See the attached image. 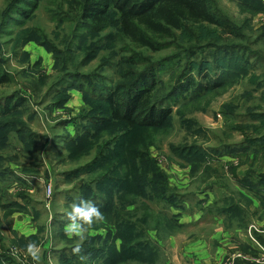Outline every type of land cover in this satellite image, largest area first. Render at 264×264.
Listing matches in <instances>:
<instances>
[{"label": "trees", "instance_id": "16d2710c", "mask_svg": "<svg viewBox=\"0 0 264 264\" xmlns=\"http://www.w3.org/2000/svg\"><path fill=\"white\" fill-rule=\"evenodd\" d=\"M40 1L7 0L0 21V33L11 36V25L20 27L32 19L39 10ZM233 1L238 3L243 13H249L252 17L264 15V0ZM65 2L62 0L59 7L62 8ZM71 2L68 14L56 11L58 15L51 13L52 19L59 25L66 22L72 24V30L63 42L64 49H59L40 30L36 31V37L31 40L54 54L58 78L46 95L56 94L53 95V106H65L71 99L69 93L75 90L84 94L88 104L80 114L70 117L71 120L64 124H73L76 135L69 133L59 144H63V148L69 151L68 158L71 161H80L93 154L94 158L67 173L66 179H80V183L84 184L82 190L85 191L82 199L97 204L106 217V223L97 228L115 226L116 234L113 235V231L109 233L104 247L95 246L93 238H88L83 245L85 254H90L89 264L94 261L96 264H146L156 253V249H152L150 241L145 238L146 226L151 220L158 232H166L172 225L177 229L184 227L179 223L180 214L174 215L171 212L184 208V196L169 187L166 174L157 167L150 155L156 132L172 128L174 107L180 101L190 103L199 100L202 95L216 93L228 81H239L243 75L247 76L251 71L250 65L255 62L251 61L252 58L263 60L246 46L247 38L243 43H236L239 37H246L245 28L249 21H244V24L234 21L223 12L216 0ZM74 8L73 13L71 10ZM115 24L119 28L112 26ZM108 28H116V33L102 35ZM108 46L112 50L118 46L119 50L112 55L107 53L96 72L84 74L79 71L80 67L97 59ZM170 48L175 50L159 59L146 54ZM77 51L83 55L79 61L75 57ZM202 55V61H196ZM114 65L118 71V81L109 85L103 71ZM195 71L198 76L202 74L199 76L201 81L196 79ZM166 73L173 74L174 84L169 92L161 93L162 78ZM11 80V75L0 68V88L8 85ZM258 84L257 87H261V83ZM27 105V98L18 92L6 97L0 96V150L10 147V136L14 134L22 143L23 152L32 153L37 134L25 121L29 111ZM252 116L254 119L260 118L264 127V112ZM186 122H181V125ZM252 128L247 125L234 128L243 136L246 135V139L239 145H226L222 150L212 149L213 153H207L197 145H172L171 152L178 156L193 151L192 156L185 158L193 164L192 176L196 177L200 173L204 174V180L210 179L212 173L217 172V167L209 162H214V157L209 158L211 154L219 155L220 159L228 156L235 158L241 152L247 153L251 148H259L261 145L264 152V136L250 137L248 132ZM186 130L190 135V129ZM104 135H107L106 138ZM222 151L226 154H221ZM254 151L257 152V148ZM228 169L238 188L239 197L221 198L217 194L208 212L215 209L227 219H245L244 215L247 218L240 201L248 205L253 201L244 191L259 201L261 210L258 209L257 213L264 219V173L250 169L238 177L236 166ZM84 175H93V178L84 179ZM9 176L22 180L13 170H0V209L5 219L14 214L16 208L22 209L18 203L1 200V186ZM215 185L209 188L213 189ZM21 196L25 198V195ZM256 239L264 246V236L256 234ZM3 240L0 234V264H17L11 250L5 249ZM117 241H121L119 249ZM29 243L40 245L36 236H16L12 246L27 252L26 246ZM239 247L246 249V246L240 244ZM66 253L60 251L58 254Z\"/></svg>", "mask_w": 264, "mask_h": 264}, {"label": "rangeland", "instance_id": "374dc122", "mask_svg": "<svg viewBox=\"0 0 264 264\" xmlns=\"http://www.w3.org/2000/svg\"><path fill=\"white\" fill-rule=\"evenodd\" d=\"M216 1L223 12L234 21L241 24L249 21L248 27L245 28L246 37H239L236 43H243L242 41L247 38L246 46L255 51L263 61L252 58L251 61L255 62L250 65L251 71L247 76L243 75V79L239 81H235L236 79L233 82L228 81L216 93L202 95L199 100L190 103L180 101L174 107L172 128L156 132L155 144L151 146L150 155L157 167L166 174L169 187L184 196V208L171 212L174 215L180 214L179 223L185 227L177 229L172 225L168 231L158 232L151 220L146 226L145 238L150 241L152 249H156V253L146 264H264L262 254L264 246L251 238L256 239V234L264 236V219L257 213L258 209L261 210L257 199L243 191L253 201L250 205L240 201L244 213L248 215L247 218L244 215L245 219L242 217L227 219L225 215H219L215 209L212 212L207 210L215 203L217 194L222 196L221 198L233 196L238 199V188L228 169L230 166L237 167L238 177H242L250 169L264 173L262 145L259 148H251L247 153L241 152L242 154L235 158L228 156L220 159L219 155L211 154L209 158L214 157V162L213 160L209 162L217 167V172H211V178L205 180L202 178L204 174L197 173L196 177L192 176L193 164L185 158L192 156L193 151H186L178 156L171 152L172 145L183 147L197 145L203 147L207 153H213L212 149L222 150L226 145H239L246 139V135L243 136L234 128L243 125L253 127L248 132L250 137L264 136L261 119L251 118L252 115L259 116L264 112V15L252 17L249 13H243L238 3L233 0ZM61 2L62 0H41L39 10L32 19L20 27L11 25V36L0 33V68L12 78L8 85L0 88V96L6 97L18 92L27 98L29 111L25 115V121H28L32 131L37 134L32 155L23 152V145L14 134L10 136V147L0 150V170H13L22 178L20 181L9 176L7 181L2 183L3 187L1 186V200L6 203H18L22 207L16 208V212L6 219L0 209L2 219L0 234L4 238L3 245L6 250H11L17 264L34 262L27 252L12 246L16 236L37 237L40 244L37 245L41 258L39 264H81L71 251L76 238L68 239L64 233V226L69 222L66 213L71 210L70 205L74 201L79 203L78 199L85 193L82 190L84 184H81L78 178L67 180L66 175L90 162L94 154L80 161H71L68 158L69 151L59 143L69 133L76 135L77 131L73 124L68 126L64 124L71 120L70 117L80 114L88 104L85 102L84 94L75 90L69 93L71 99L65 106H53V95L56 94L47 97L46 95L58 78L54 54L31 40L32 37H36V31L40 30L59 49H64L63 42L72 30V24L66 22L59 25L52 19L51 13L68 14L72 2L66 0L62 8L59 7ZM6 3L7 0H0V21ZM71 11L74 13L75 8ZM112 26L119 28L117 24ZM74 27L73 25V29ZM111 32L116 33V28H108L102 35ZM118 50V46L115 50L108 46L97 59L85 67H80L79 71L84 74L96 72L103 57ZM174 50L175 48H170L146 54L153 59H159ZM82 56L79 51L75 53L77 61ZM203 56H199L196 61L201 62ZM73 69L72 64L71 70ZM195 72L196 79L201 81L202 74L199 77L197 71ZM103 74L109 85L118 81L115 65L106 68ZM172 75L171 73L163 75L161 93H167L172 88L174 84ZM213 77L216 79V76ZM258 83H261L259 88ZM251 113L253 114L249 115ZM183 121L190 124L186 122L181 125ZM186 129H190V135ZM106 136L104 135V138ZM255 148L259 153L254 151ZM221 154L226 152L222 151ZM82 178L91 179L93 175H84ZM213 184H216L215 188L210 189ZM22 194L25 198L21 196ZM98 226L100 225L94 226L88 238H93L95 246L104 247L109 233L113 231L112 234H116V228L115 226L97 228ZM239 244L246 246V249H241ZM120 245L121 241H117L118 249ZM60 251L67 253L58 254ZM87 263L89 264V261ZM93 264H96V261Z\"/></svg>", "mask_w": 264, "mask_h": 264}, {"label": "clouds", "instance_id": "9594fccd", "mask_svg": "<svg viewBox=\"0 0 264 264\" xmlns=\"http://www.w3.org/2000/svg\"><path fill=\"white\" fill-rule=\"evenodd\" d=\"M79 203L74 201L70 205V211L66 213L68 223L64 226V233L68 239L76 238L75 246L72 248V255L76 256L81 264H87L90 254H85L84 242L95 225L106 223V217L100 210V207L90 200L78 199ZM27 253L31 256L34 264H39V249L33 243L27 246Z\"/></svg>", "mask_w": 264, "mask_h": 264}, {"label": "built area", "instance_id": "2783aa9c", "mask_svg": "<svg viewBox=\"0 0 264 264\" xmlns=\"http://www.w3.org/2000/svg\"><path fill=\"white\" fill-rule=\"evenodd\" d=\"M255 242H256V239L251 237ZM258 243V242H257ZM260 254V253H259ZM262 254H264V250H262Z\"/></svg>", "mask_w": 264, "mask_h": 264}, {"label": "crops", "instance_id": "0c3cea01", "mask_svg": "<svg viewBox=\"0 0 264 264\" xmlns=\"http://www.w3.org/2000/svg\"><path fill=\"white\" fill-rule=\"evenodd\" d=\"M184 227H185V225H184ZM184 227H183V228H184Z\"/></svg>", "mask_w": 264, "mask_h": 264}]
</instances>
